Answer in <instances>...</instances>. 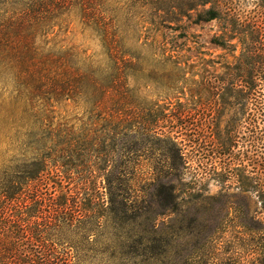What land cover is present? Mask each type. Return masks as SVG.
Returning a JSON list of instances; mask_svg holds the SVG:
<instances>
[{
  "label": "rangeland",
  "instance_id": "rangeland-1",
  "mask_svg": "<svg viewBox=\"0 0 264 264\" xmlns=\"http://www.w3.org/2000/svg\"><path fill=\"white\" fill-rule=\"evenodd\" d=\"M132 3L105 0L108 12H113L117 20L120 15L124 48L142 64V73L129 79V89L145 115L152 111V115L167 117L168 123L160 126L174 132L179 147L160 137L144 142L142 134L134 141L122 138L124 147L120 148L118 162L135 176V182H130L132 190L147 204L153 202L155 212L160 210L163 181L167 188H173L176 205L166 215L149 221L142 218L126 230L113 222L105 206L103 226L95 224L89 234L74 229L65 232L57 238L60 241L55 240L56 247L70 250L73 256L81 254L78 264H264V193L253 189L252 181L259 177L260 168L254 170L252 149L248 148L255 107L247 89L248 73L264 61V39H260L264 38V0H219L216 9L220 20L195 24L194 14V21L183 18L168 25L171 30L145 23L151 22L146 8L133 11ZM128 9L132 22L125 16ZM226 11L236 17L231 26ZM239 19L247 22L244 28L238 24ZM136 23L135 29L128 27ZM254 23L263 34L254 35L259 41L257 47L262 49L255 65L242 57L246 49L241 43ZM233 25L244 33L230 39ZM63 26L55 29L56 34L41 36L40 42H48V47L57 50L72 48L106 67L107 51L94 27L88 28L74 16ZM224 44L226 47H222ZM163 46L167 48L165 54L161 52ZM158 62L161 65L156 66ZM239 77L242 82L237 81ZM85 101L51 102L55 126L77 130L94 127L99 115H92V106ZM5 116L0 106V213L7 211L11 220L18 222L25 220L26 211L20 203L4 201L3 186L19 172L16 165L20 162L11 161L19 148L31 153L33 150L27 148L33 146L31 141L25 142L26 147L17 142L16 129L3 122ZM100 119L99 125L107 128V120ZM133 142L141 150L137 155L127 153ZM219 142L227 144L216 148ZM180 147L184 164L179 172H173L170 165L180 162L171 151ZM28 156L30 160L32 155ZM86 175H74L80 179L73 185L85 180ZM150 178L152 182H147ZM103 180H93L92 190L87 192H105L107 201L108 187ZM78 248L84 251L78 252Z\"/></svg>",
  "mask_w": 264,
  "mask_h": 264
},
{
  "label": "trees",
  "instance_id": "trees-1",
  "mask_svg": "<svg viewBox=\"0 0 264 264\" xmlns=\"http://www.w3.org/2000/svg\"><path fill=\"white\" fill-rule=\"evenodd\" d=\"M132 1L135 4L132 3L131 10L146 8L151 22L145 23L157 28L171 30L168 25L183 18L194 21V14L195 24L221 19L216 9L219 0ZM125 12L132 22L129 9ZM225 14L230 17L227 21L231 26L236 17L230 11ZM71 16L80 17L82 24L96 29L107 51L106 67L72 48L57 50L48 47V42H40L41 36L49 37L56 34L55 29L61 30ZM119 17L117 20L113 12H108L105 0H0V106L6 113L3 122L16 129L17 142L21 141L23 147L27 141L33 146L27 148L33 150L31 153L19 148L18 155L11 160L20 162L16 165L19 172L3 186L4 201L20 203L27 217L17 222L11 220L7 211L0 213V264H78L81 254L73 256L70 250L58 249L55 240L60 241L57 238L72 229L93 233L95 224L104 225L105 206L113 222L124 230L134 228L142 218L149 221L175 208L173 188H167L163 181L159 190L160 210L155 212L153 202L147 204L132 190L130 182H135V176L118 162L120 148L124 147L122 138L134 141L142 134L144 142L151 143L160 137L179 147L174 132L160 126L162 122L168 123L167 117L152 115V111L145 115L131 95L129 79H136L143 69L140 60L124 48ZM238 24L244 28L247 22L239 19ZM137 25L128 27L135 29ZM252 28L241 39L246 49L242 57L255 65L262 49L257 47L259 41L254 35L263 34L256 23ZM230 31V39L244 33L236 25ZM161 52L165 54L167 48L163 46ZM173 65L179 66L180 62ZM248 74L247 89L255 107L248 148L252 149L254 170L260 168L259 177L252 182L255 192L264 193V61ZM84 99L92 106V115H99L94 127L77 130L55 126L51 102ZM103 115L107 118L100 119ZM99 119L107 120V128L99 125ZM224 144L227 143L219 142L215 147L223 148ZM131 145L128 154L141 152L136 143ZM171 152L180 164L170 165L169 169L179 172L184 164L183 150L172 148ZM28 155H32L30 160ZM82 172H87L85 180L73 185L80 179L73 176ZM98 179L106 182L107 201L105 192H87L92 190L93 180ZM147 180L152 182V178Z\"/></svg>",
  "mask_w": 264,
  "mask_h": 264
}]
</instances>
